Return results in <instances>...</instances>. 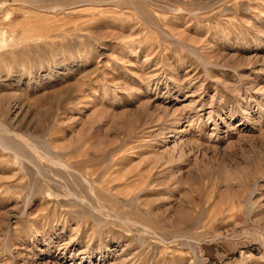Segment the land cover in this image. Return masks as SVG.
<instances>
[{"label": "rangeland", "instance_id": "rangeland-1", "mask_svg": "<svg viewBox=\"0 0 264 264\" xmlns=\"http://www.w3.org/2000/svg\"><path fill=\"white\" fill-rule=\"evenodd\" d=\"M0 264H264V0H0Z\"/></svg>", "mask_w": 264, "mask_h": 264}, {"label": "bare ground", "instance_id": "bare-ground-1", "mask_svg": "<svg viewBox=\"0 0 264 264\" xmlns=\"http://www.w3.org/2000/svg\"><path fill=\"white\" fill-rule=\"evenodd\" d=\"M175 121V120H174ZM172 124H173V122H172ZM73 177V176H72Z\"/></svg>", "mask_w": 264, "mask_h": 264}]
</instances>
